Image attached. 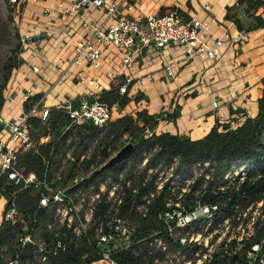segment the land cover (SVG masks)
Instances as JSON below:
<instances>
[{"label": "built area", "instance_id": "obj_1", "mask_svg": "<svg viewBox=\"0 0 264 264\" xmlns=\"http://www.w3.org/2000/svg\"><path fill=\"white\" fill-rule=\"evenodd\" d=\"M39 2L47 4L42 9L44 14H49L55 7L62 16L73 15L82 19L78 33L70 30L64 32L65 37L72 40V52L69 58L61 55L58 63L77 68L72 81L86 87L79 97L63 96L59 103L51 107L43 103V97L39 94L40 97L27 109L24 103L38 95L35 92L37 85H20L18 69L11 72L2 89L4 102L1 110L5 105L14 103L18 95L22 97L19 111L10 119L6 120L0 110V189L7 190L11 196V206L4 211L3 218L12 223L20 222L25 230L28 228V232L17 239L19 249L6 264H49L51 257L68 248L67 243L58 236L61 228L69 230L75 241L85 238L89 244L92 243L99 257L83 264H121L115 255L128 252L136 259L126 264H264V190L258 198H252L247 191L264 177V160L237 161L221 176H213V168H207L205 174L197 179L203 180V183L200 182L194 192L197 194L195 200H187L186 196L197 181L192 179L196 170L187 172L190 171L187 168L175 173L171 166L169 170L172 172L165 182H155L157 194L163 191L167 182L168 196L164 210L157 214L158 225L137 239H133L135 223L127 216L118 214L121 199L115 198L116 186L111 185L108 191L99 188L101 194L106 193L109 207L102 219L94 217L100 193L86 198L81 192L84 176L76 170L79 163L90 158L87 151L78 157L70 151L65 152L61 170L51 173L55 143L67 134L59 146L70 144L71 134L85 123L102 128L111 120L112 109L117 108V103L109 106L99 101L105 90L95 74L104 65L108 67L104 75L111 84L108 90L114 88L122 96L128 92L133 81L142 85L146 80L153 79V72L135 76L131 73L138 59L142 65L144 58L152 57L151 48L158 50L166 78L175 80L179 77L173 68L177 51H181L184 63L211 61L216 64L232 42L247 40L249 30L237 31L233 36L225 28L220 36L209 43L206 38L214 19L208 22L200 19L196 13L184 14L179 6L164 12L132 16L131 12L137 10V0H6L9 18L18 25V32L15 30L18 33L19 57L23 47L31 43L25 40L33 37L20 31L22 12L28 4ZM91 8L103 12L104 20L101 23L86 18ZM211 8L209 2L199 6V10L206 14ZM116 60L119 70L114 71L111 64ZM30 67L33 73H38V66ZM29 81L25 80L26 83ZM51 109L60 111L67 123L55 137L49 157H43L44 169L39 178L35 171H26L22 167L21 155L32 149L38 152L39 146L51 140L50 128L45 134L38 133L31 121L37 118L40 125H46ZM65 164L70 165L67 177ZM163 169L160 170L162 173ZM50 173L51 176H48ZM26 188L40 189L37 209L30 221L13 203L16 192ZM206 190L219 195V200H201L198 196ZM41 208L53 210L51 221L46 224L49 233H53L51 238L38 235L40 230L34 226L37 210ZM137 209L146 211L144 205ZM26 252L28 256L23 258Z\"/></svg>", "mask_w": 264, "mask_h": 264}, {"label": "crops", "instance_id": "obj_2", "mask_svg": "<svg viewBox=\"0 0 264 264\" xmlns=\"http://www.w3.org/2000/svg\"><path fill=\"white\" fill-rule=\"evenodd\" d=\"M137 1V10L131 12L132 16L164 12L168 8L179 6L184 14L196 13L200 19L208 22L211 18L214 19L206 38L209 43L214 37L220 36L225 28L233 36L241 30H249V34L247 40L232 42L226 48L223 58L216 64L211 61L184 63L181 51H177L173 58V68L179 77L175 80L166 78L160 67L161 62L158 65L153 61V54L149 59L144 58L142 65L138 59L131 72L133 76L153 72L154 77L142 85L136 81L132 82L126 93L130 101L123 109H119V117L126 114L134 116L140 110H146L151 115L168 113L178 107L180 114L175 121L159 120L155 132H169L195 140L203 137L216 122L220 130L224 124L235 128L247 117L257 116V100L262 94L264 81V24H261L264 21V5L249 9L245 0ZM204 2L212 5L208 14L199 10V6ZM46 5L45 2H39L28 4L24 8L20 31L33 36L43 33L45 38L24 46L20 54L22 62L12 71L18 69L20 85L29 87L35 83L36 94L42 95L43 103L51 107L59 103L63 96L79 97L86 86L72 81L77 68H68L66 63H58L61 55L69 58L72 52V40L65 37L64 32L70 30L78 33L82 19L73 15L62 16L55 7L49 14H44L42 9ZM86 18L101 23L104 15L101 10L91 8L87 11ZM50 38L54 41L47 49L42 42ZM28 54L31 59L24 61ZM31 65L39 67L38 73L32 72ZM106 67L104 65L103 69L95 74L105 91L111 88L104 75ZM111 68L114 71L119 70L118 60L111 64ZM26 79L30 81L26 83ZM140 93L144 97L136 99ZM21 103L22 97L18 95L14 103L2 108L3 117L6 120L13 117L15 112L19 111ZM7 203L9 199L5 196L3 206ZM3 214L4 212L0 215V223Z\"/></svg>", "mask_w": 264, "mask_h": 264}, {"label": "trees", "instance_id": "obj_3", "mask_svg": "<svg viewBox=\"0 0 264 264\" xmlns=\"http://www.w3.org/2000/svg\"><path fill=\"white\" fill-rule=\"evenodd\" d=\"M245 1L249 9H256L264 5V1L261 0ZM261 24H264V21H262ZM19 53L20 50L18 46L6 61L3 80L0 85V110L4 102L2 89L6 85L12 70L18 67L22 62ZM39 97L40 95L38 94L26 100L24 108L27 109L30 104ZM143 97L144 95L140 93L136 99ZM99 101L105 102L109 106H112L113 103H117V108L123 109L129 103L130 97L126 94L120 96L118 91L112 88L104 91L100 95ZM257 107L258 114L256 117H247L235 128H231L229 125L224 124L221 130L219 129V124L216 122L203 137L195 140L169 132L157 134L154 129L158 121L162 119V113L151 115L148 114L146 110H140L137 111L134 116L126 114L116 118L112 122L108 121L114 142L120 140L123 134H128L131 137L129 141L135 146V152L128 160L120 162L92 176H85L82 184L93 182L95 191H98L100 181L104 179V176L112 175L113 180L118 181V176L116 175L117 170H120L125 163L129 162L128 169L123 179L119 181L121 189L120 191L117 190L115 198L121 199L118 205V214L127 216L129 220L133 221L136 225L133 239L143 237L157 227V214L165 208V199L168 197L166 192L167 182L163 191L159 194L156 193L155 185L158 172L164 167L173 164L174 172L177 173L183 169L189 168L190 165L195 162H207L208 168H213V176H221L237 161L264 160V81L262 94L257 100ZM179 114V108L176 107L172 112L165 113L164 119L175 121ZM31 121L38 132L45 134L49 126L53 134L51 140L47 144L39 146L38 152H34L32 149L21 155L22 167L26 171H35L37 176L41 178L44 169L43 157H49V151L53 146L54 139L64 128L67 120L60 111L51 109L44 129L41 128L37 118ZM100 130L101 128L93 126L90 123L82 124L78 128L77 136L79 137V144H81L82 150L86 149L87 142L93 140ZM66 136L67 134L64 135L60 142L54 144L53 154L58 151L60 147L59 144L64 142ZM109 156L110 154L106 153V148H104L102 151V158L96 161V167L106 161ZM95 157L96 154L93 153L90 158L81 162L80 165H82L84 169L89 170L90 165L95 162ZM139 162L144 163L141 171L138 172L135 168ZM149 170H155V173L148 178L147 173ZM48 176H51V173ZM200 182L201 180H197L192 186L191 192L186 196L187 200L196 199L194 192L201 184ZM4 187L5 189H11L9 186ZM109 187L110 186L107 188L109 189ZM241 188L243 189V187ZM133 190H135V192H133ZM263 190L264 177L247 189L252 198H258ZM0 191L7 196L8 199L11 198L7 190L2 191L0 189ZM39 196L40 189L35 188L21 189L16 192L13 203L16 209L23 213L26 220H32L34 212L37 209ZM198 197L208 202H215L220 198L219 195H214L208 190L204 191ZM106 200V193L100 194V198L95 205L94 217L99 219L104 217L109 207V202ZM146 200L149 202L146 203ZM141 205L145 206L146 211L137 209V207ZM10 206L11 203H7L4 211L9 209ZM52 214V208H41L37 210V222L34 226L36 230H40L38 235L50 238L53 237V233H49L46 227V224L51 221ZM26 232H28V228L27 230L23 229V224L20 222L12 223L9 220L2 219L0 223V264H6L7 260L14 256L19 249L17 239ZM58 236L67 243L68 248L65 252L51 257L49 264H83L85 261H92L99 257L92 243L89 244L85 238L75 241L70 231L65 228L59 230ZM26 256H28L27 252L23 254V258ZM115 258L121 264H126L128 262L132 263L131 261L136 259L131 252L118 253L115 255Z\"/></svg>", "mask_w": 264, "mask_h": 264}, {"label": "rangeland", "instance_id": "obj_4", "mask_svg": "<svg viewBox=\"0 0 264 264\" xmlns=\"http://www.w3.org/2000/svg\"><path fill=\"white\" fill-rule=\"evenodd\" d=\"M9 20L11 22V25L18 32V29H17L18 25L17 24H13V20L11 21L10 18H9ZM53 41L54 40H52L50 38L49 40H46V41L42 42V44H44L46 46V48L49 49L52 46ZM15 47H17V45H15ZM151 53L153 54V61L156 62L159 65L161 60H160V56H159L158 50H156L154 48H151ZM30 59H31V55L28 54L25 57L24 61L30 60ZM160 67H161V64H160ZM102 82H103V80H102ZM103 84H104V82H103ZM119 113L120 112H119L118 108H113L112 109V118H111L110 122H112L116 118H118L119 117V115H118ZM162 115H163L162 119H164L165 113L162 112ZM41 128L44 129L45 128L44 125H41ZM48 128H49V126H48ZM110 130H111V128H110V125H109V122H108L104 127L101 128V130L99 131L98 135L93 140L87 142V147H86V149H83V150L81 149V144H79V137L77 136V131L73 132L71 134V143L68 144V145L62 144L59 147L58 151L55 154H53L52 161H54V163H53V168L51 170V173L59 172L61 170V162L63 160L65 152L70 151L75 157H78L82 152L87 151L90 154V157H91V155L93 153L96 154L95 162H93L90 165L89 170L84 169L83 166L80 165L81 163H79V165H77L76 170H77V173L79 175L84 176V177L89 175V174H91V172L94 169H96V168H98L100 166L99 165L98 167H96V161H98V160H100L102 158V151L104 150V148H106V153H109L110 154L109 157H111L123 145H125L127 142H130L129 140H130L131 137L128 134H123V136L121 137L120 140H118L117 142H114L113 134L111 133ZM50 131H51V129H50ZM38 133H40V132H38ZM51 136H53L52 133H51ZM35 139H37V134L35 136ZM143 163L144 162H139L137 164V167L135 168V170H137L138 172L141 171ZM69 166H70L69 164H65V166H64L65 170H66V171H64V172H66V177L68 176L67 168ZM128 166H129V162L125 163L120 170H117V174L116 175L118 176V181H114L113 178H112V175L104 176V179H102L100 181L99 188L103 187L102 191H105V188L108 191L109 189H111V185H114V186H116V188L114 189V192L117 194V190L120 191V189H121L119 181H121L123 179V176H124L126 170L128 169ZM171 166L173 167V164L170 165V166H166L163 169V173H162V171L159 172L160 174L158 173V177L156 178L157 182H160V181H161L160 183L165 182V178H168L169 177V173L172 172V170H169V168ZM207 168H208V163L207 162H205V163L195 162L194 164L190 165V167L187 169V170H190V171H187V172H193L194 170H196V173L192 177V179H194V181H195V179L197 180L200 177L201 174H205L204 172L206 171ZM209 170H211V169L209 168ZM154 173H155V170L154 171L149 170L148 173H147V177L149 178ZM159 179H161V180H159ZM201 183H203V180H202ZM108 186H110L109 189L107 188ZM81 192L84 193L86 198L88 197V199L94 193L98 192V193L101 194L100 189H98V191H95L93 182L88 183V184H82L81 185ZM195 195H197V194H194V196ZM4 202H5V196L0 192V215L1 216H2V213L5 210L4 209L5 206H3ZM111 215H113V214L111 213Z\"/></svg>", "mask_w": 264, "mask_h": 264}, {"label": "flooded vegetation", "instance_id": "obj_5", "mask_svg": "<svg viewBox=\"0 0 264 264\" xmlns=\"http://www.w3.org/2000/svg\"><path fill=\"white\" fill-rule=\"evenodd\" d=\"M9 20L5 0H0V85L5 72L6 61L18 47V38ZM17 45V47H15Z\"/></svg>", "mask_w": 264, "mask_h": 264}, {"label": "water", "instance_id": "obj_6", "mask_svg": "<svg viewBox=\"0 0 264 264\" xmlns=\"http://www.w3.org/2000/svg\"><path fill=\"white\" fill-rule=\"evenodd\" d=\"M45 35L39 34L37 36L30 37L29 39H26L25 42H39L40 40L44 39ZM135 152V146L131 142H127L125 145H123L119 150L115 152L114 155L109 157L105 162H103L98 168L94 169L89 176H92L96 173L102 172L107 168H111L114 165L123 162L125 160H128L131 155ZM10 202V201H9ZM235 257V256H234Z\"/></svg>", "mask_w": 264, "mask_h": 264}]
</instances>
